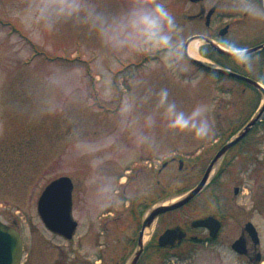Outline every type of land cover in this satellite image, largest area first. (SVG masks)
<instances>
[{"label":"rangeland","instance_id":"374dc122","mask_svg":"<svg viewBox=\"0 0 264 264\" xmlns=\"http://www.w3.org/2000/svg\"><path fill=\"white\" fill-rule=\"evenodd\" d=\"M175 11L174 0H0V222L21 237L20 264H115L137 226L113 194L117 167L132 164L150 142L164 161L174 154L187 160L183 171L176 161L162 171V202H170L197 184L213 156L206 158L207 149L215 151L262 104L252 87L211 77L181 48L167 49L191 32ZM243 72L264 85V58ZM103 160L114 170L97 172ZM60 176L72 182L78 225L68 241L46 230L36 213L41 191ZM125 195L132 208L143 198L133 189ZM106 211L120 217L105 232L102 223L112 217H101ZM211 215L223 221L218 240L140 264L264 261V115L219 162L208 186L167 219ZM246 222L258 235L259 263L230 248Z\"/></svg>","mask_w":264,"mask_h":264},{"label":"flooded vegetation","instance_id":"af4514ba","mask_svg":"<svg viewBox=\"0 0 264 264\" xmlns=\"http://www.w3.org/2000/svg\"><path fill=\"white\" fill-rule=\"evenodd\" d=\"M174 3L176 6L175 12L178 16L177 23L189 27L191 32L182 41L176 42L168 47V50H172L175 47L181 48L183 55L186 41L192 37H201L206 39L207 42H198L196 52L199 57L204 59L205 63L227 68L243 76H246L243 72L245 69L249 66L259 64L264 58V51L261 49L264 47V0H174ZM192 41L190 40L187 43L186 49L188 44ZM210 43L227 51H250L255 48L259 49L245 55L227 57L216 53L210 46ZM240 83L250 87L248 84ZM115 144L110 147L116 149L117 146H115ZM220 146L216 147L215 151L213 150L214 147L211 151L207 149L206 158L214 154ZM161 149L162 148H159L156 142H150L138 149L137 153H139V156L136 157L132 164H127L121 168L117 167V173L115 175L116 187L113 189V194L118 197L119 203L121 202L123 204V211L129 209L131 211V216L137 219V226H134L133 236L127 238L118 250V260L115 264H127L129 259H131L134 253L139 249V246L140 255L136 264H140L146 259L179 257L181 254L185 255L187 250L195 243L210 244L218 240L221 234L223 221L213 215L211 216L220 222V227L214 238L210 237L209 231L206 228L191 227L190 223L192 220L190 222H180L178 220L167 219L168 216L178 212L192 200L177 210L158 214L148 224L146 223L150 212L163 203L161 180L163 169L168 164H173V162L176 161L179 171H183V165L187 161L179 159L175 154L164 161L162 159ZM202 150L203 148L198 151V154H200ZM116 151L118 153L122 150L116 149ZM95 166L97 172L114 170L115 168V165L109 163L108 160H103L101 164L97 163ZM131 189L134 190L135 194L138 193L143 196L141 202L135 204L133 208L130 204L129 195H125L130 194ZM95 191L98 194L101 190L98 187ZM78 192L80 196L83 195V187H81ZM82 201L83 199L81 198L80 202ZM107 215H111L112 217L102 223L105 232L110 230L108 227L109 222L120 217L118 215L114 216L110 211H106L101 217ZM8 226L13 227L11 225ZM173 228H177L183 233L184 236L182 239L175 240L169 245L160 246L158 244L159 236L165 230ZM120 233H122L123 236H127V229L124 231L123 229L120 230ZM101 234H103L102 231ZM243 237L246 244V254L242 257L247 258L253 263H259L262 254L258 250V245L254 247L251 242H249L246 235H243ZM92 248H98V240L96 237L92 241ZM176 249L180 251L177 252L175 251ZM96 253H98V249ZM95 255L93 258L99 260ZM121 260L123 261L122 263L119 262ZM89 264L97 263L91 261Z\"/></svg>","mask_w":264,"mask_h":264},{"label":"water","instance_id":"95a60500","mask_svg":"<svg viewBox=\"0 0 264 264\" xmlns=\"http://www.w3.org/2000/svg\"><path fill=\"white\" fill-rule=\"evenodd\" d=\"M192 39L201 40L204 43L207 42L206 39L201 37H192L186 41L183 55L190 64L199 68L203 72L232 78L234 80L248 84L262 95L263 101L249 121H247V123L238 132H236L226 142H224L214 153L197 184L170 202L158 205L150 212L146 222L147 224L158 214L177 210L198 196L211 181L213 173L215 172L219 162L226 152L242 141L264 115V85L260 84L256 80L237 74L236 72H233L229 69L213 66L208 63H204L200 59L190 57L186 52V45ZM210 46L216 53L227 57L245 55L259 49L255 48L250 51H227L211 43ZM261 49L264 51V47ZM72 188L73 185L70 178L66 176H60L50 181L43 188L36 201V213L45 229L50 233L61 237L65 241L72 239L77 227V223L72 217ZM237 192L238 189L233 188V194L236 195ZM190 226L194 228H206L209 231L210 237L214 238L220 227V222L213 216H206L204 218L191 221ZM243 235L247 236V239L254 247L259 244L256 229L252 223L246 222L243 225L241 235L230 245L231 250L236 255L246 254V244ZM183 236V233L177 228L167 229L159 236L158 244L160 246L169 245L175 240H181ZM21 253L22 241L18 231L0 222V264H20ZM139 255L140 246L131 259H129L127 264H136Z\"/></svg>","mask_w":264,"mask_h":264},{"label":"bare ground","instance_id":"6f19581e","mask_svg":"<svg viewBox=\"0 0 264 264\" xmlns=\"http://www.w3.org/2000/svg\"><path fill=\"white\" fill-rule=\"evenodd\" d=\"M198 46V42L197 41H192L188 44L186 52L187 54L192 57V58H199L197 52H196V48ZM264 264V261L261 263Z\"/></svg>","mask_w":264,"mask_h":264},{"label":"clouds","instance_id":"9594fccd","mask_svg":"<svg viewBox=\"0 0 264 264\" xmlns=\"http://www.w3.org/2000/svg\"><path fill=\"white\" fill-rule=\"evenodd\" d=\"M157 9L159 10L160 14H161L165 19H167L166 14L164 13L162 7H160L159 5H157ZM207 130H208V129H207V124H206V122H205V123H202L201 126H200L199 129H198V131H199L200 133H206Z\"/></svg>","mask_w":264,"mask_h":264},{"label":"trees","instance_id":"16d2710c","mask_svg":"<svg viewBox=\"0 0 264 264\" xmlns=\"http://www.w3.org/2000/svg\"><path fill=\"white\" fill-rule=\"evenodd\" d=\"M205 74H207V75H209V76H211V77L217 78V79H218V78H220V79H221V78H225V77H223V76L213 75V74H210V73H205ZM242 141H243V140H242ZM242 141H241V142H242ZM241 142H240V143H241Z\"/></svg>","mask_w":264,"mask_h":264}]
</instances>
